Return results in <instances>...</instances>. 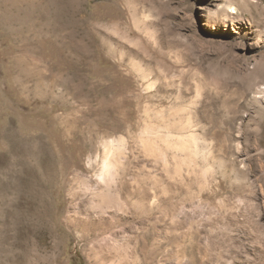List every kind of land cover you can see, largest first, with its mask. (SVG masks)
<instances>
[{
	"label": "rangeland",
	"instance_id": "1",
	"mask_svg": "<svg viewBox=\"0 0 264 264\" xmlns=\"http://www.w3.org/2000/svg\"><path fill=\"white\" fill-rule=\"evenodd\" d=\"M0 264H264V0H0Z\"/></svg>",
	"mask_w": 264,
	"mask_h": 264
},
{
	"label": "bare ground",
	"instance_id": "2",
	"mask_svg": "<svg viewBox=\"0 0 264 264\" xmlns=\"http://www.w3.org/2000/svg\"><path fill=\"white\" fill-rule=\"evenodd\" d=\"M253 2V0H245V3H247L248 5L249 4H251ZM231 9H232V11L233 12H236V7H233L232 5H231ZM192 137H193V139H196L197 138V136H196V134L194 133H192ZM194 151H196V152H198V149H197V147L195 146L194 147ZM200 152V151H199ZM203 153V152H202ZM205 153V152H204Z\"/></svg>",
	"mask_w": 264,
	"mask_h": 264
}]
</instances>
